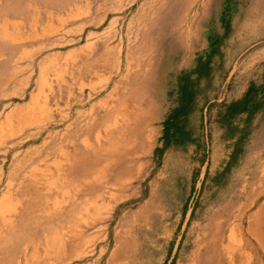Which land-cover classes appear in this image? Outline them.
Returning a JSON list of instances; mask_svg holds the SVG:
<instances>
[{"label": "rangeland", "instance_id": "obj_1", "mask_svg": "<svg viewBox=\"0 0 264 264\" xmlns=\"http://www.w3.org/2000/svg\"><path fill=\"white\" fill-rule=\"evenodd\" d=\"M263 87L264 0H0V264H264Z\"/></svg>", "mask_w": 264, "mask_h": 264}, {"label": "crops", "instance_id": "obj_2", "mask_svg": "<svg viewBox=\"0 0 264 264\" xmlns=\"http://www.w3.org/2000/svg\"><path fill=\"white\" fill-rule=\"evenodd\" d=\"M111 80H112L111 76L109 77L107 75H105L103 78L101 77L99 79V81L92 79L89 81V84L91 86L90 88L95 87V85L97 86L98 84H99V87H102L103 84L107 85V84L111 83ZM249 230H251V233H253V235L258 236L260 238V240H264V233H263V231H264V205L253 216L252 221L249 224ZM233 237H234V235L231 233L228 236V239H233Z\"/></svg>", "mask_w": 264, "mask_h": 264}, {"label": "trees", "instance_id": "obj_3", "mask_svg": "<svg viewBox=\"0 0 264 264\" xmlns=\"http://www.w3.org/2000/svg\"><path fill=\"white\" fill-rule=\"evenodd\" d=\"M263 88H264V87H263ZM258 91H260V89H255V88H252V87H251V88L249 89V92H248V95H247L246 101L239 103V104H241V106H240V107H237L236 110H237V111H242V110H244V108H245V106L247 105V102H248L249 100L255 101V96H256V94H257ZM256 104H257V103H256ZM260 104H261V101H260ZM234 105H236V104H234ZM239 108H240V109H239ZM165 135H167V133H165Z\"/></svg>", "mask_w": 264, "mask_h": 264}, {"label": "bare ground", "instance_id": "obj_4", "mask_svg": "<svg viewBox=\"0 0 264 264\" xmlns=\"http://www.w3.org/2000/svg\"><path fill=\"white\" fill-rule=\"evenodd\" d=\"M20 215V214H19ZM262 233V232H261ZM263 233H264V231H263Z\"/></svg>", "mask_w": 264, "mask_h": 264}]
</instances>
